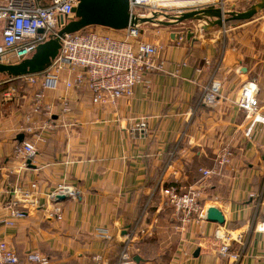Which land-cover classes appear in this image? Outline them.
<instances>
[{"label":"crops","instance_id":"crops-1","mask_svg":"<svg viewBox=\"0 0 264 264\" xmlns=\"http://www.w3.org/2000/svg\"><path fill=\"white\" fill-rule=\"evenodd\" d=\"M186 34L181 28L155 38L164 45L162 71L116 105L96 106L85 87L68 86L75 77L68 68L44 91L43 110H34L39 84L10 79L0 85V220L8 216L14 189L37 185V204L28 215L12 226L0 224V238L20 264H29L34 252L50 264H120L126 244L134 264H264L258 229L264 220V124L255 123L245 136L253 119L235 105L240 89L253 82L264 118V11L249 21L195 31L190 40ZM216 67L219 98L198 106L200 86ZM8 87L18 97L4 103ZM30 120L38 127L32 135L20 130ZM139 123L145 135L132 131ZM23 142L35 147L32 167L23 168L15 155ZM225 145L233 160L203 177L199 170L214 168ZM58 184L80 192L60 200L61 220L49 215L48 196ZM170 185L200 190L199 220L182 223L162 194ZM211 207L223 215V225L206 220ZM223 242L240 252L238 262L219 255Z\"/></svg>","mask_w":264,"mask_h":264},{"label":"built area","instance_id":"built-area-1","mask_svg":"<svg viewBox=\"0 0 264 264\" xmlns=\"http://www.w3.org/2000/svg\"><path fill=\"white\" fill-rule=\"evenodd\" d=\"M78 3V0H0V64H17L28 59L39 45L50 40L57 39L60 44L56 57L43 73L14 78L30 86L39 84L40 91L34 97L35 111L44 109V91L55 86L58 73L63 68L75 72L74 81L68 86L85 87L91 94L92 103L102 107L116 105L120 99L132 96L135 87L147 83L146 77L149 74L162 71L159 56L164 51V45L157 41L143 40L141 26L144 24L141 23L128 26L122 31L92 27L86 31L59 37L60 30L75 19L73 10ZM208 8H217L222 12L231 11L227 8V0H129V14L136 19H145L152 14L180 15ZM99 28L118 35L101 31ZM40 30L42 33H39ZM188 30H191L193 35L195 31L202 32V29L191 27H188ZM176 39L182 40L181 36ZM217 71L218 67L200 86L198 106H212L217 102L221 88ZM1 97L4 103L12 102L18 97V90L8 87ZM235 105L253 119L245 136L249 135L255 123L264 124V118L258 113L260 106L253 82L240 89ZM60 109L67 113L69 106L63 102ZM45 128L54 129L55 126L47 124ZM36 129L37 124L31 120L20 127L23 133L31 135L35 134ZM132 131L145 135L147 127L145 123H139ZM35 154V147L30 142H23L15 147V155L21 159L23 168L27 166L28 161L31 162ZM232 160L233 153L229 146L225 145L215 156V167L200 169L199 172L203 177H208L215 170L230 164ZM162 194L180 216L183 224L199 220L203 206L200 203L198 188L181 190L170 185L162 189ZM13 195L15 200L8 204V216L0 220V224L5 226H12L15 221L25 218L29 208L37 204V185L32 183L27 190L16 188ZM58 196L77 199L80 192L70 185L58 184L49 194V215L61 220L60 201L56 200ZM258 229L264 232V220L258 225ZM132 235L133 232L129 234ZM219 255L228 258L232 263L240 259V252H231L227 242H223L219 248ZM120 260V264H134L127 244L122 249ZM26 261L29 264H50L49 258L36 252L29 253ZM0 264H20L15 251L2 238Z\"/></svg>","mask_w":264,"mask_h":264},{"label":"water","instance_id":"water-1","mask_svg":"<svg viewBox=\"0 0 264 264\" xmlns=\"http://www.w3.org/2000/svg\"><path fill=\"white\" fill-rule=\"evenodd\" d=\"M77 7L73 10L75 19L65 25L58 33L59 37L73 34L89 27H101L112 31H122L128 26H137L138 23L150 26H165L169 28L182 27L187 24H195L196 29L205 30L209 27H222L229 22H245L264 10V0H259L247 10L222 12L217 8H208L180 15L152 14L145 19H136L129 14V0H78ZM39 33H42L40 30ZM187 39L193 38V32L187 30ZM60 44L57 39L50 40L37 47L36 52L28 59L17 64H0V75L9 78H18L26 75H38L43 73L56 57ZM23 135L17 140L22 142ZM32 167L30 161L27 162ZM58 196L57 201L63 200ZM208 222L224 224L223 215L214 207L206 212ZM198 250L194 257L198 255ZM137 262V260H135Z\"/></svg>","mask_w":264,"mask_h":264},{"label":"rangeland","instance_id":"rangeland-1","mask_svg":"<svg viewBox=\"0 0 264 264\" xmlns=\"http://www.w3.org/2000/svg\"><path fill=\"white\" fill-rule=\"evenodd\" d=\"M257 1L258 0H227V8H229V10H231V11L242 12V11L247 10L251 5H253ZM263 11H261V12H263ZM191 26H192V24H187V25H184L182 27H177V28L171 29L169 27L160 26V25H156V26L142 25L141 26V32H142L143 40L148 41V42H156V41H154L155 38H158L162 32L166 36V34L168 33L169 30H171V31L173 30L174 32H176L181 28H185L187 31L188 30L187 28L191 27ZM99 30L108 32V33L113 34V35H118V34H115L114 32L104 30L101 28H99ZM8 80H9V77H7L5 75H0V85L1 86L10 85Z\"/></svg>","mask_w":264,"mask_h":264},{"label":"trees","instance_id":"trees-1","mask_svg":"<svg viewBox=\"0 0 264 264\" xmlns=\"http://www.w3.org/2000/svg\"><path fill=\"white\" fill-rule=\"evenodd\" d=\"M42 2H44V0H41ZM229 23H236V22H229ZM228 23V24H229ZM89 28H92V27H89ZM88 28H86V29H84V30H82V31H86ZM9 79H14V78H9Z\"/></svg>","mask_w":264,"mask_h":264}]
</instances>
